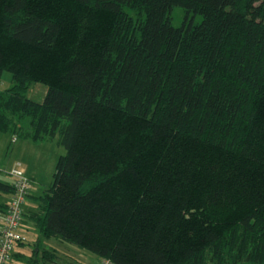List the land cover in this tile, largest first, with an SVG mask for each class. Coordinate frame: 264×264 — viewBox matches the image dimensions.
Returning <instances> with one entry per match:
<instances>
[{"label":"trees","instance_id":"obj_1","mask_svg":"<svg viewBox=\"0 0 264 264\" xmlns=\"http://www.w3.org/2000/svg\"><path fill=\"white\" fill-rule=\"evenodd\" d=\"M6 70L0 134L66 150L33 215L47 237L202 264L242 229L264 264V0H0Z\"/></svg>","mask_w":264,"mask_h":264},{"label":"crops","instance_id":"obj_2","mask_svg":"<svg viewBox=\"0 0 264 264\" xmlns=\"http://www.w3.org/2000/svg\"><path fill=\"white\" fill-rule=\"evenodd\" d=\"M20 139L23 142H20ZM48 143L53 142L33 143L28 139L14 137L8 133L0 134V170L3 167L1 164H5L2 162V158L7 157L8 152H11L10 147L12 148L11 158H14V161L9 164V169H3L6 176L0 174V232L4 225L5 210L12 196L13 177L10 170L20 168L32 181L29 194L23 204L25 217L21 232L26 240L15 247L11 264H29L31 261L34 264H98L100 261L98 256L95 260L93 258L89 259L85 249L64 243L54 237H47L35 223L33 215L41 211L39 197L46 190H43L41 195H34L35 192H41L42 190L36 187L37 182L43 180L44 169L48 172V169L57 164L56 160L59 159H56L54 155L50 157L49 161H45L46 159L43 161L40 158L41 154L44 153L43 151L49 147L47 146L50 145ZM36 154L39 155L38 158L35 156ZM38 168H42V172ZM2 184L7 185L9 188ZM41 185L43 184L41 183ZM29 201H36L38 207L31 205Z\"/></svg>","mask_w":264,"mask_h":264},{"label":"rangeland","instance_id":"obj_3","mask_svg":"<svg viewBox=\"0 0 264 264\" xmlns=\"http://www.w3.org/2000/svg\"><path fill=\"white\" fill-rule=\"evenodd\" d=\"M127 12L129 16L133 17V20L135 19V14L130 9H127ZM172 24L174 26H179L184 18H185V12L184 9L181 7H175L172 10ZM201 18L197 17L195 19L196 22L200 21ZM13 84V76L12 73L8 70L4 71L1 76L0 81V90H4L7 88H10ZM47 86L39 83V82H31L29 91L27 93L28 97L33 99L36 102H42L46 96L47 93ZM8 136V135H7ZM20 142H23L22 139H20ZM19 142V143H20ZM53 143H48L50 145H47V149H43L44 153L41 154L40 158L44 161H49L50 157L53 155L56 156V159H58L61 155L66 153V150L63 146L59 145L57 141H52ZM1 149V145H0ZM10 150L12 152V148L10 147ZM11 152H8V156L5 158H2V162L5 163L4 165L1 164L3 167L0 170V174L3 176H6L5 171L6 169H9V164L14 161V158H11ZM37 158L39 157L38 154L35 155ZM16 157V156H15ZM58 161V160H56ZM56 163V162H55ZM34 167V166H33ZM44 167V166H43ZM42 167V168H43ZM56 164L48 169V172H46V169H44V175L43 180H39L37 182V186L41 190L34 193V195H41L43 190L47 189V187L52 183L54 179V173L56 170ZM42 168H38L39 171L42 172ZM5 169V170H3ZM50 173V175H49ZM41 183L43 185H41ZM29 203L36 208L38 207V203L36 201H29ZM246 247V249H249L251 251L252 244L249 241V235L247 233H244L242 229H238L230 234H228L225 239L221 242H219L218 245L214 246V248L208 249L204 253V257L202 260V264H255L251 261H247L246 257H242V259L239 258V255L241 254L242 247ZM85 252L88 254V258L96 259L97 255L92 253L91 251L85 250ZM217 256H221V259H217Z\"/></svg>","mask_w":264,"mask_h":264},{"label":"built area","instance_id":"obj_4","mask_svg":"<svg viewBox=\"0 0 264 264\" xmlns=\"http://www.w3.org/2000/svg\"><path fill=\"white\" fill-rule=\"evenodd\" d=\"M12 196L4 215V225L0 232V264H11L17 244L25 239L21 232L23 204L29 194L32 181L20 168H12ZM98 264H114L109 258H101Z\"/></svg>","mask_w":264,"mask_h":264}]
</instances>
